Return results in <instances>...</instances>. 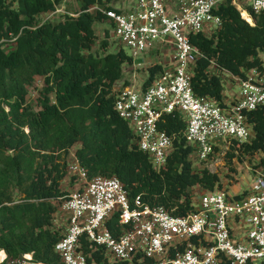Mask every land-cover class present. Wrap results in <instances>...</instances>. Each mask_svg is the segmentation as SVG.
I'll list each match as a JSON object with an SVG mask.
<instances>
[{
  "label": "trees",
  "instance_id": "16d2710c",
  "mask_svg": "<svg viewBox=\"0 0 264 264\" xmlns=\"http://www.w3.org/2000/svg\"><path fill=\"white\" fill-rule=\"evenodd\" d=\"M97 1L77 0L82 10L78 18L41 24L38 17L55 11L62 0H17L15 6L14 1L0 0V250L10 257L33 253L43 264H61L54 252L61 235L53 220L69 194L61 189L67 175L63 160L76 145L75 156L90 179L115 177L130 198L140 195L177 216L194 211L189 188L214 191L219 182L206 168L195 172L193 148L181 134L186 124L179 117H169L164 126L168 134L179 136L162 173L138 148L133 132L115 111L113 95V86L132 60L123 50L97 57L91 51L98 38L95 23L105 17L84 10ZM219 15L223 24L216 35L198 34L191 42L205 55L194 70L195 93L221 101V80L208 73L211 61L234 75L261 66L264 13H252L255 26L231 5L222 6ZM13 37L15 48L6 52L2 40ZM108 46L107 41L102 45L105 50ZM160 69L151 67L150 79ZM36 80L43 81L37 108L28 101V87ZM249 120L255 139L234 142L239 155L230 154L232 159L264 152V109L250 113ZM12 188L20 193L18 201ZM115 224H109L110 229ZM83 248L90 264H112L103 249L85 240Z\"/></svg>",
  "mask_w": 264,
  "mask_h": 264
},
{
  "label": "built area",
  "instance_id": "2783aa9c",
  "mask_svg": "<svg viewBox=\"0 0 264 264\" xmlns=\"http://www.w3.org/2000/svg\"><path fill=\"white\" fill-rule=\"evenodd\" d=\"M69 1L77 0H62V6L41 15V24H57L58 13L78 18L82 10L64 13L63 3ZM225 5L234 7L252 26V13H264V0H98L84 10L105 17L103 23L120 45L117 50L124 51V46L130 52L124 51L132 60L125 64L124 73L132 74V79L113 86L114 108L159 174L179 136L164 130L169 117H179L186 124L181 134L193 148L194 169L224 145L255 139L249 115L264 109V54L261 66L242 69V75L211 61L209 75L221 83L232 82L227 92L223 87L221 101L199 96L193 88L194 70L205 55L191 37L216 35L223 24L219 11ZM16 40L2 43L15 47ZM154 66L161 69L150 79ZM142 70L143 78L138 73ZM236 84L239 92L234 90ZM68 171L77 178V188L58 204L53 220L55 225L56 217H63L57 229L61 240L54 246L61 264H90L83 240L103 249L112 264H264V168L253 173L245 192L205 190L186 216L151 206L140 195L130 198L115 177L90 179L76 156ZM115 222V229H110ZM0 264L43 263L33 253L13 258L0 250Z\"/></svg>",
  "mask_w": 264,
  "mask_h": 264
},
{
  "label": "rangeland",
  "instance_id": "374dc122",
  "mask_svg": "<svg viewBox=\"0 0 264 264\" xmlns=\"http://www.w3.org/2000/svg\"><path fill=\"white\" fill-rule=\"evenodd\" d=\"M14 1V6L16 5L17 0H8V3ZM107 1V0H106ZM62 6V4H61ZM117 8H120V3H116ZM63 8H64V13L67 11L69 13H78L80 12V4L77 1H72V2H65L63 3ZM67 14L63 13H58L55 16L56 23L62 21V19L66 16ZM44 19L40 16L39 20L42 21ZM94 29L96 31V34L98 36L95 44L92 46V54L97 56H103L106 53H114L117 51L119 48V44L117 42V39L113 37L112 30H110L108 24L106 23H95ZM106 30L109 31V37H106ZM108 42V49L105 50L102 45L104 42ZM15 47H5L4 50L6 52L12 51ZM122 49L128 54H130L129 50L121 46ZM263 53H260V56H262ZM140 76L142 78L145 76V71L142 70L140 72ZM132 79V74H126L123 73V78L116 83L115 86H120L121 81L124 79ZM223 87H224V92H227V88L229 85H232V82L230 81H222ZM43 88V81L36 80L32 86L28 87V101L31 105H33L35 108H37V101H38V95L40 90ZM235 92H239V87L238 84L235 85L234 88ZM80 145L74 146L70 151L67 156V160H63V162L66 161L67 167H66V178L63 180L61 184V189L65 192H72L77 188V183H76V177L73 176L68 171V166L70 162H73L75 160V153L76 150L79 148ZM234 144H227L224 145L221 149H219L218 152L215 153V155L210 158L208 162L201 166H195V172L199 171V168L203 169L206 168L208 169L211 173L217 174L219 178V182L217 184L216 189H224L232 193H238V192H245L249 190L252 180H253V173L257 170H260L261 168H264V152H259L254 155H244L241 156L240 158H234L232 159L230 157V154L235 153V155H239V152L237 150H234L232 148ZM238 149V148H237ZM215 189V190H216ZM206 189L201 187V186H194L189 188V193L191 195V198L193 201L197 199L199 194L204 192ZM13 191V197L16 201H18L20 197V193L17 191L16 188H12ZM63 217L62 216H57L56 217V224L53 226L55 228H59L60 225H63L62 221Z\"/></svg>",
  "mask_w": 264,
  "mask_h": 264
}]
</instances>
